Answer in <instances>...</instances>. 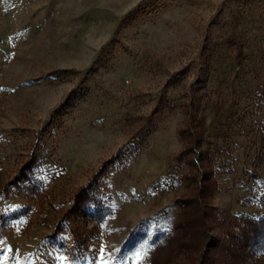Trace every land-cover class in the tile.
Returning <instances> with one entry per match:
<instances>
[{"label":"rangeland","instance_id":"374dc122","mask_svg":"<svg viewBox=\"0 0 264 264\" xmlns=\"http://www.w3.org/2000/svg\"><path fill=\"white\" fill-rule=\"evenodd\" d=\"M192 115L218 187L210 264H226L235 217L264 211V0H0V264H150L187 191ZM135 143L100 178L106 218L68 217ZM24 165L41 193L9 183Z\"/></svg>","mask_w":264,"mask_h":264},{"label":"trees","instance_id":"16d2710c","mask_svg":"<svg viewBox=\"0 0 264 264\" xmlns=\"http://www.w3.org/2000/svg\"><path fill=\"white\" fill-rule=\"evenodd\" d=\"M193 117L195 115L184 126L177 128L183 148L176 159L185 161L190 168L184 175L187 191L175 200L177 212L174 222L151 255L150 264H210L212 235L209 222L214 216V207L207 200L218 187L214 177L215 168L203 149L206 129L203 117ZM130 153L129 161L137 154L136 143L120 147L102 162L88 181L72 195L67 210L68 217L76 215L97 223L106 218L110 209L99 193L100 178L112 165L118 164ZM27 169V165L22 166L9 183L20 191L41 193L43 180L30 175ZM259 199L264 206V188ZM234 224L237 229H228L225 240L220 243L225 263L249 264L258 258L260 264H264V211L254 216H236Z\"/></svg>","mask_w":264,"mask_h":264}]
</instances>
